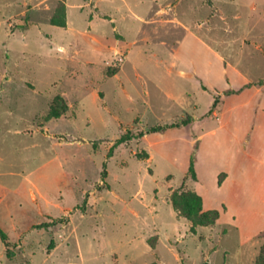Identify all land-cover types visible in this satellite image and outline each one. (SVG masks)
I'll return each instance as SVG.
<instances>
[{"label": "rangeland", "instance_id": "rangeland-1", "mask_svg": "<svg viewBox=\"0 0 264 264\" xmlns=\"http://www.w3.org/2000/svg\"><path fill=\"white\" fill-rule=\"evenodd\" d=\"M122 1L0 0V264H264V0H155L141 26ZM176 17L248 88L181 65ZM182 190L218 221L193 230Z\"/></svg>", "mask_w": 264, "mask_h": 264}, {"label": "crops", "instance_id": "crops-1", "mask_svg": "<svg viewBox=\"0 0 264 264\" xmlns=\"http://www.w3.org/2000/svg\"><path fill=\"white\" fill-rule=\"evenodd\" d=\"M151 1H152L153 6L151 7V10L149 11V13L145 16H141L140 14H138L135 9V3H143L145 2L144 0H124L122 2L129 9L128 12H130L132 16H134L135 20L139 22L141 26L142 25L141 21L142 20L147 21L149 14L152 12L155 0H151ZM171 4L167 6L165 4L164 5L166 6V8H168L170 7ZM163 10H166V9H163ZM116 13L117 15L120 14L118 7H117ZM155 13H158V12H155ZM176 19L179 20V22H181L185 27L188 28V34L185 38V41L183 42L181 46V51H180L181 56H182L181 65H183L186 68L190 67L198 75L203 77L204 80H209L212 87L215 90L217 89L222 90V91L225 90L224 94L227 96L236 94L239 91H243L245 88H248L247 86L248 83L239 87V84L243 81V79H246V76L244 73H239L233 67L230 69L222 65L221 60H220L222 57L221 52L215 48V45L213 44L214 39H210L205 36L208 34L205 30L202 29L203 26H200L198 24L196 26L195 25L193 26L192 23H187V21L183 22L184 20H182L180 17H176ZM116 20H117V17H116ZM199 27L201 28V30H198ZM190 47H195V52L192 51L191 53H194V54H190L187 56L188 52L187 53L185 52ZM234 72L238 73L241 77L240 81L237 84H236V79L234 78ZM226 73L231 74V83H228L226 80H223L224 75ZM228 86L235 87V89L227 90ZM228 91H231V93H227Z\"/></svg>", "mask_w": 264, "mask_h": 264}, {"label": "trees", "instance_id": "trees-1", "mask_svg": "<svg viewBox=\"0 0 264 264\" xmlns=\"http://www.w3.org/2000/svg\"><path fill=\"white\" fill-rule=\"evenodd\" d=\"M118 67L113 66L110 68V75H114L117 73ZM227 93H231L228 91ZM218 98L215 99L213 107L217 104ZM67 109V105L60 100V97H57L51 106V110L49 113L50 117H59L64 113ZM213 108L209 111L212 112ZM191 122V118H186L178 122H174L171 124L164 125H156L151 127L152 131L163 130L166 128L172 127H180L182 125H187ZM128 138L125 134L120 138V141H124ZM192 176L196 177V173L194 171L193 165L191 166ZM172 204L176 210H178L183 216L188 218L192 222V229L195 230L197 226H211L214 225L218 219L220 218V212L218 209H208L205 210L203 208V198L196 191L192 190H182L180 192H174L171 197ZM0 234L2 235L4 240H7L6 233L0 227ZM8 245V244H7ZM264 260V256L262 255L259 263Z\"/></svg>", "mask_w": 264, "mask_h": 264}]
</instances>
